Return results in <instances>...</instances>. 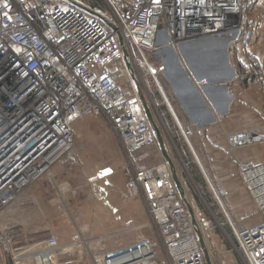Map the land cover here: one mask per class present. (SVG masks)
I'll list each match as a JSON object with an SVG mask.
<instances>
[{
    "label": "built area",
    "instance_id": "2783aa9c",
    "mask_svg": "<svg viewBox=\"0 0 264 264\" xmlns=\"http://www.w3.org/2000/svg\"><path fill=\"white\" fill-rule=\"evenodd\" d=\"M25 1L0 0V213L51 166L73 159L70 125L78 118L103 117L128 156L156 143L135 87L127 91L118 82L119 69L133 81L120 39L133 76L141 83L134 56L144 60L156 79L144 54L155 50V37L163 25L172 46L238 30L230 41L238 51L261 31L249 10L255 0H102L105 10L89 9L80 0L73 1L86 9L68 0H42L34 6ZM193 12L197 16H189ZM246 61L242 67L255 72L256 57ZM227 137L232 148L264 143V134L255 131ZM163 162L139 171L126 167L128 194L145 203L164 264H207L186 204ZM238 167L264 209L262 195L255 189L264 185V163L245 162ZM233 233V247L242 263L264 264V224ZM78 236L73 235V240ZM10 240L0 232V245ZM43 242L48 251L59 246L52 233ZM20 253H11L12 259ZM129 258L116 264H144L142 259ZM97 260L106 264L99 255Z\"/></svg>",
    "mask_w": 264,
    "mask_h": 264
},
{
    "label": "crops",
    "instance_id": "0c3cea01",
    "mask_svg": "<svg viewBox=\"0 0 264 264\" xmlns=\"http://www.w3.org/2000/svg\"><path fill=\"white\" fill-rule=\"evenodd\" d=\"M40 1L26 0L25 4L34 6ZM80 2L89 9H100L86 0ZM253 9V17L264 25V0H255ZM261 29L250 44H245L248 53L243 48L234 49L227 33L206 37L203 40L207 45L196 51L193 41L187 40L183 42L188 50L184 54L177 49L180 44L173 46L183 69L174 67L173 77H167L171 91L187 119L186 129L191 130V152L199 159L200 167H208V184L230 226L227 230L224 224L216 223L204 235L197 222L212 264L233 261L234 253L225 233L255 227L264 219V209L257 205L238 167L245 162L253 166L264 163V143L232 148L227 137L242 131L264 134V27ZM206 49L216 55L208 59L210 67L202 68L195 60ZM251 52H255L261 74L248 77L245 85L235 61L245 64V55ZM162 66L164 72L165 65ZM196 77L207 79L201 85ZM160 91L167 102L164 91ZM167 105L181 127L174 110L168 102ZM150 115L154 116L151 108ZM49 175L32 182L0 213V232L11 239L6 246L0 245V264H91L93 252H99V257L108 262V254H115L111 256L114 264L127 261L128 257L116 250L136 242L137 224L147 219L140 200L129 196L123 172ZM189 204L194 217L199 218L198 209ZM49 233L58 237L59 246L48 251L43 240ZM75 234L79 238L73 240ZM20 251L21 255L12 259L11 253ZM50 254H54L51 259Z\"/></svg>",
    "mask_w": 264,
    "mask_h": 264
},
{
    "label": "rangeland",
    "instance_id": "374dc122",
    "mask_svg": "<svg viewBox=\"0 0 264 264\" xmlns=\"http://www.w3.org/2000/svg\"><path fill=\"white\" fill-rule=\"evenodd\" d=\"M86 1L89 4H94L96 6L98 5L101 10H105L106 5H104V1L102 0ZM253 7L254 3L249 9L251 12L254 10ZM250 15L256 17L254 13ZM255 25H257L258 27V31L262 30L261 27H264V25L258 22ZM237 31L238 30H235V33ZM227 34H230V38H233L231 32H228ZM167 35L168 33L164 28V25L161 26L159 31L157 32V36L155 39V50L153 52L144 54L145 60H147L150 68L155 70V72L157 73L154 75L156 76V79H154L149 74L144 60L140 56H134L135 65L140 70L142 74L141 76H143L140 79V81H142L140 86L149 94L151 98L150 100L148 98V105L150 106L149 108L153 110L154 116L152 117V121L155 124L156 128L160 130V139L165 149L164 152L170 158L173 170L176 171L178 177L180 178V183L184 187L183 190L185 194H187L186 197L188 202H190L198 209L197 212L198 214H200L199 218L201 219L197 217V222L201 227V231L204 233V235H208V228L214 229L216 223H220L221 225L224 224L225 228L228 230L230 227L228 224V220L225 217L224 212L222 211L221 205L216 200L212 188L208 184V181L210 182L208 167H198L195 157L191 152V146L189 147L191 141H189L188 139L191 130L186 129V127H188V124H186L184 120L187 119L183 115L182 109L178 104L174 92L171 91V86L168 81L169 79L167 78L165 71L162 72L159 69V67H161L163 64L167 66L166 64L172 58L171 53L177 52L178 49L174 48L168 43ZM161 45L165 47L167 45V50L166 48H160ZM243 48H245V44H243ZM245 52L248 53L250 51L248 49H245ZM152 53H155V56L152 55ZM213 55L216 54L211 52L210 49H206L199 58H196L195 63L202 68L203 66L210 67L211 65L208 62V59L212 58ZM251 55L255 56V52H251L250 55L247 54L245 56L250 58ZM161 61L163 64L160 63ZM235 64L237 65L239 75H241L240 79H243V82H245V85H247V83H249L248 77L250 74L241 70L243 68L239 64V62L235 61ZM257 68L258 67H256L255 72L260 73L258 72ZM121 71L122 69L118 70V82L120 86L123 89L125 88L127 91L133 90V87H135L133 84L134 82L131 80L129 75L125 76V74L121 73ZM156 80L159 85L157 84ZM138 83L140 82L138 81ZM160 90L164 91L167 102L174 110L176 118L181 127L178 123H176L175 118L172 116L170 108L168 107L163 93ZM246 122L247 121H245V123ZM70 128L73 133L74 141L72 148L73 159L64 162L63 164H54L47 171L44 177L50 176L49 173L53 176H63L125 172L126 167L128 168V170L130 168V171H139L142 170V168H156L158 164L163 161V163L167 164L165 155L161 148L162 145L157 140L153 146L142 149V151L137 152L131 156L123 153L119 145V140L113 132L111 125H109L107 121L101 116H83L81 118H78L76 122L72 123L70 125ZM205 175L207 176L208 181L207 179H205ZM41 178L42 177H40L39 179ZM26 188H24L23 191ZM134 199L140 200V202L143 204L145 211L144 214L146 215L147 221L142 224H137L136 235L138 236L136 242L132 243L129 246L123 247L121 250L119 249L116 251L122 252L123 255H126L128 258L132 256L130 258L142 259L141 262L144 261V264H164L162 245L160 243L159 236L157 235V232L148 217L145 203H143L141 199ZM261 222L264 223V219ZM225 237L227 238L229 246H231V249L234 253V258L232 259V256L230 257L231 260H233L231 264H243L241 256L233 247L236 245L235 234L233 232H229L228 235L225 233ZM93 253H95L94 257L96 258V260L94 261L92 256H90L92 258H90L91 264H99L100 262L98 263L97 260L99 252ZM111 254L112 253H110V255L108 254L109 257L107 259L111 260L110 257L115 255ZM101 261L106 264H112L113 258L111 262H108L106 260ZM226 261L229 260L227 259Z\"/></svg>",
    "mask_w": 264,
    "mask_h": 264
},
{
    "label": "water",
    "instance_id": "95a60500",
    "mask_svg": "<svg viewBox=\"0 0 264 264\" xmlns=\"http://www.w3.org/2000/svg\"><path fill=\"white\" fill-rule=\"evenodd\" d=\"M70 1L73 5L75 4L76 6L80 7V8H83V9H86L83 5H81L80 3L76 2V1H73V0H68ZM206 37L208 36H202V38H196V39H193L192 43V47H193V50H198V49H203V46L207 45L205 43V39ZM208 43H210L209 41H207ZM120 45L122 47V51H123V58H124V61L126 62V65L130 71V75L132 76L133 78V82H134V85H135V91L137 92L138 96H139V99L141 101V104H142V107L144 108L145 110V113H146V116H147V119L149 120V123L152 124V127H153V130H154V135H155V139L157 141H159V143H161L162 145V142H161V139H160V133H159V130L158 128H156L155 124L153 123L152 121V118H151V115H150V108L148 106V98L147 96L145 95V92L144 90L142 89V87L140 86L141 83H138V81L136 80L135 76H133V73H132V67H131V61L129 60V56H128V53L126 51V48H125V45L122 44V40L120 39ZM179 52H181L182 54H184V52H188V50H186V47H185V43L182 42V44L180 43L179 45ZM174 53V52H173ZM171 53V60L166 64L167 66H165V73L167 75L168 78H172L173 75H172V69L174 67H177L178 70L180 69H183V67L181 66L180 62H178V60L176 59V56H175V53L173 54ZM170 56V55H169ZM170 63V64H169ZM177 65V66H176ZM191 65V64H190ZM164 70V68H163ZM172 75V77H171ZM197 81L203 85L205 80L207 78H201V77H196ZM183 90V89H181ZM178 94H182L181 92L178 91ZM182 96V95H181ZM180 97V96H179ZM150 100V99H149ZM162 151L165 155V158H166V161H167V164H168V168L169 170L171 171V174H172V178H173V181H174V184L175 186L177 187V190H178V193H179V196L180 198L182 199L183 202H185L186 204V207H187V211H188V214L190 216V218H192V221L194 223V230L198 236V240H199V243H200V246H201V249H203V252H204V255H205V258H206V262L207 264H210V257L207 255V249H205L204 247V244H203V236L200 234L201 231H200V228L198 226V223L196 221V218L194 217V214H193V211H192V208L189 204V202L186 201V198H185V195H184V192H183V189H182V186H181V183H179V179H178V176L176 174V171L174 170L173 171V168H172V164H171V161H170V158L168 157V155L165 154V149L162 145ZM195 159H196V162L198 164V166L200 167L199 165V162H198V159L196 158L195 156ZM201 168V167H200ZM207 179V178H206ZM208 181V180H207ZM209 183V182H208Z\"/></svg>",
    "mask_w": 264,
    "mask_h": 264
},
{
    "label": "bare ground",
    "instance_id": "6f19581e",
    "mask_svg": "<svg viewBox=\"0 0 264 264\" xmlns=\"http://www.w3.org/2000/svg\"><path fill=\"white\" fill-rule=\"evenodd\" d=\"M251 8V7H250ZM189 16H197V14H196V12H193L192 14H189ZM244 29V28H243ZM233 31V33H231L232 35H233V38H231V40L232 39H234L235 37H237V32L235 33V31L234 30H232ZM227 33V32H226ZM156 36H157V34H156ZM156 38V37H155ZM156 40H155V42H154V47H156ZM175 45V44H174ZM160 48H166V47H164V46H160ZM153 52V51H152ZM173 168V167H172ZM174 171V170H173ZM177 174V173H176ZM178 176V175H177ZM178 179H179V181H180V178L178 177ZM262 180L264 181V177L262 178ZM180 183V182H179ZM260 185H257L256 186V190L258 191V193H260L262 196L260 197V200L262 201V203H264V194H263V191H264V185L263 184H261V183H259ZM178 191V190H177ZM184 192V191H183ZM184 195H185V198H186V194L184 193ZM186 201L188 202V200H187V198H186ZM201 234V233H200ZM202 235V234H201ZM203 244H204V247H205V249H207V247H206V244H205V240H203ZM207 255L210 257V254H209V251H208V249H207ZM210 262V264H212V262H211V260L209 261Z\"/></svg>",
    "mask_w": 264,
    "mask_h": 264
},
{
    "label": "trees",
    "instance_id": "16d2710c",
    "mask_svg": "<svg viewBox=\"0 0 264 264\" xmlns=\"http://www.w3.org/2000/svg\"><path fill=\"white\" fill-rule=\"evenodd\" d=\"M242 66V65H241ZM258 67V66H257ZM258 69V68H257ZM241 70H243V71H245L246 73H249L248 75H249V77H251V76H254V75H258V73H256V72H249L246 68H243V69H241Z\"/></svg>",
    "mask_w": 264,
    "mask_h": 264
}]
</instances>
